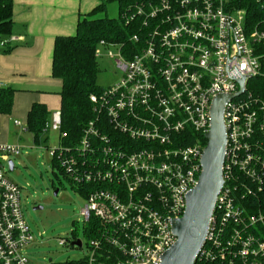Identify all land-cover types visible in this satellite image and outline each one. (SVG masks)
I'll return each mask as SVG.
<instances>
[{
  "label": "built area",
  "instance_id": "obj_1",
  "mask_svg": "<svg viewBox=\"0 0 264 264\" xmlns=\"http://www.w3.org/2000/svg\"><path fill=\"white\" fill-rule=\"evenodd\" d=\"M254 2L256 18L228 0L140 4L124 16L139 20L133 46L99 41L96 56L109 48L121 79L89 96L94 116L74 144L59 109L45 124L59 132L51 157L86 199L87 254L67 262L161 263L202 170L213 100L229 95L222 185L194 264H264V0ZM14 39L0 36V49ZM20 150L0 144V264H41L26 252L33 234L4 170Z\"/></svg>",
  "mask_w": 264,
  "mask_h": 264
},
{
  "label": "rangeland",
  "instance_id": "obj_2",
  "mask_svg": "<svg viewBox=\"0 0 264 264\" xmlns=\"http://www.w3.org/2000/svg\"><path fill=\"white\" fill-rule=\"evenodd\" d=\"M99 15L118 17L116 3H108L107 10ZM108 49L99 47L97 57L99 72L96 82L103 88L116 84L122 77L113 57L108 56ZM110 50L114 48L110 47ZM51 116L52 112L48 123ZM20 137V153L9 156L13 168L9 169V164L5 163L4 170L6 177L20 187L23 215L33 234V242L26 249L29 258L41 264H64L83 258L87 254L89 236L86 231L88 223L80 210L86 199L73 180L53 165L50 150L58 147L59 132L51 128L43 131L38 143L28 131L22 132ZM36 206L42 208L34 209ZM60 237L69 242L71 237L79 238L82 247H72L68 243L60 245Z\"/></svg>",
  "mask_w": 264,
  "mask_h": 264
},
{
  "label": "trees",
  "instance_id": "obj_3",
  "mask_svg": "<svg viewBox=\"0 0 264 264\" xmlns=\"http://www.w3.org/2000/svg\"><path fill=\"white\" fill-rule=\"evenodd\" d=\"M110 2L116 3L118 17L99 15L106 11ZM155 2L157 0H104L78 19L74 34L55 37L51 73L61 82L57 92L58 109L61 116V130L69 134V139L65 142L71 144L77 142L84 126L94 116L89 96L103 89L96 82L99 67L95 49L99 41L133 46L130 37L138 31L139 20L126 23L124 16L127 12H133L137 5ZM228 2L230 7L247 8L249 12L251 11L252 18L258 16L257 4L254 0H228ZM11 25L12 0H0V36H8ZM15 91L13 87L0 85V115L10 113ZM49 114L46 106L39 102H34L27 113L26 130L32 134L35 143L39 142L42 132L45 131ZM52 162L63 171L54 158ZM83 196L85 198V194ZM92 223L95 224V221ZM64 264H85V260Z\"/></svg>",
  "mask_w": 264,
  "mask_h": 264
},
{
  "label": "crops",
  "instance_id": "obj_4",
  "mask_svg": "<svg viewBox=\"0 0 264 264\" xmlns=\"http://www.w3.org/2000/svg\"><path fill=\"white\" fill-rule=\"evenodd\" d=\"M102 1L12 0L8 36L15 39L9 49H0V85L16 91L10 113L0 115V144H18L34 102L43 103L50 113L59 108L61 82L51 73L54 39L74 34L78 19Z\"/></svg>",
  "mask_w": 264,
  "mask_h": 264
},
{
  "label": "water",
  "instance_id": "obj_5",
  "mask_svg": "<svg viewBox=\"0 0 264 264\" xmlns=\"http://www.w3.org/2000/svg\"><path fill=\"white\" fill-rule=\"evenodd\" d=\"M229 95H217L211 105L210 128L201 155L202 170L196 185L186 195V207L179 218L172 220L174 244L167 249L160 264H194L195 257L205 242L206 231L216 196L222 185V164L225 150V129L222 109ZM12 169V161H9ZM57 192V191H56ZM55 192V193H56ZM36 206L34 209H41ZM80 247V239L71 242Z\"/></svg>",
  "mask_w": 264,
  "mask_h": 264
}]
</instances>
